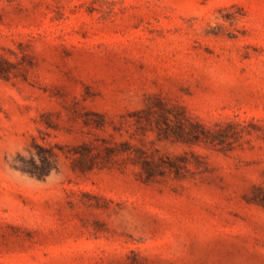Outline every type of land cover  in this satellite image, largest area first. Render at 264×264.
Listing matches in <instances>:
<instances>
[{
  "label": "rangeland",
  "instance_id": "rangeland-1",
  "mask_svg": "<svg viewBox=\"0 0 264 264\" xmlns=\"http://www.w3.org/2000/svg\"><path fill=\"white\" fill-rule=\"evenodd\" d=\"M264 0H0V264H264Z\"/></svg>",
  "mask_w": 264,
  "mask_h": 264
},
{
  "label": "trees",
  "instance_id": "trees-1",
  "mask_svg": "<svg viewBox=\"0 0 264 264\" xmlns=\"http://www.w3.org/2000/svg\"><path fill=\"white\" fill-rule=\"evenodd\" d=\"M253 200H255L256 202H259L261 204H264V195H256V197L253 198Z\"/></svg>",
  "mask_w": 264,
  "mask_h": 264
}]
</instances>
